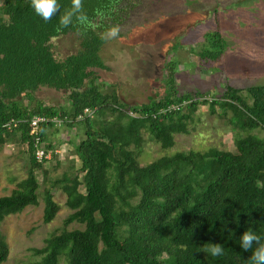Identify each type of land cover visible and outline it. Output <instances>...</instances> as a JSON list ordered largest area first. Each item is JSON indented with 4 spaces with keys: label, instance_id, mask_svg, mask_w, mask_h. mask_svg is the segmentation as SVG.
Listing matches in <instances>:
<instances>
[{
    "label": "trees",
    "instance_id": "obj_1",
    "mask_svg": "<svg viewBox=\"0 0 264 264\" xmlns=\"http://www.w3.org/2000/svg\"><path fill=\"white\" fill-rule=\"evenodd\" d=\"M125 1L129 0H83L79 15L85 21L74 18L62 28L60 16L71 8V0H59L60 11L48 21L35 12L31 0H0V146L17 137L29 155L26 177L0 196V223L38 204L37 172L46 174V160L35 158L30 118L66 116L70 121L64 125L81 123L85 135L75 146L76 171L52 183L66 194L71 212L59 233L32 249L39 258L26 264H58L61 256L67 264H251L252 251L242 249L240 237L249 229L264 243V84H227L219 97L195 98L190 91L179 92L170 75L164 94L145 103H125L115 89L104 93L95 72L107 69L100 55L106 42L102 36L119 24ZM67 33L79 36L80 47L58 60L51 39ZM208 39L214 46L222 36L210 31L205 34ZM41 87L66 91L68 105L36 100L31 107V95ZM184 101L188 103L178 110L160 112ZM199 104H207L212 114L219 110L238 129L236 151L219 157L216 148L209 147L142 164L144 133L167 148L175 134L188 131ZM85 108L94 110L95 120L78 119ZM12 119L17 124L8 130L4 125ZM246 119L262 133L247 130ZM50 127L55 126H40L42 141ZM52 187L42 191L43 223L59 211ZM73 222L83 227L67 229ZM211 243L222 244L224 254L214 258L201 251ZM8 253L0 231V264Z\"/></svg>",
    "mask_w": 264,
    "mask_h": 264
},
{
    "label": "rangeland",
    "instance_id": "obj_2",
    "mask_svg": "<svg viewBox=\"0 0 264 264\" xmlns=\"http://www.w3.org/2000/svg\"><path fill=\"white\" fill-rule=\"evenodd\" d=\"M122 6L120 33L106 40L100 51L107 69H95L104 93L115 89L121 101L141 104L162 96L170 75L179 92L190 91L195 98L219 97L227 84L237 88L264 84V0H129ZM210 31L222 36L214 46L205 40ZM51 46L54 56L61 60L79 49L80 38L75 33L61 34L51 39ZM31 97V107L36 100L55 107L68 105L64 90L41 87ZM21 101L27 104L28 97L23 96ZM219 114V110L212 114L207 104H199L188 122V131L175 134L167 148L144 133L140 161L144 164L161 155L209 147H215L219 157L235 152L238 129ZM244 127L262 133L248 119ZM47 133L43 145L50 158L43 163L46 174L37 172L38 204L7 215L0 223L9 249L2 264H26L38 259L32 249L41 248L47 237L59 233L71 212L65 204L66 194L59 184L52 187V183L76 171L75 146L85 137L84 128L75 123L72 127H50ZM28 167L27 145L17 137L5 139L0 146V196L9 194L26 177ZM45 187H52L59 205L48 223L42 221ZM82 227L73 222L66 228ZM58 264H67L64 256Z\"/></svg>",
    "mask_w": 264,
    "mask_h": 264
},
{
    "label": "clouds",
    "instance_id": "obj_3",
    "mask_svg": "<svg viewBox=\"0 0 264 264\" xmlns=\"http://www.w3.org/2000/svg\"><path fill=\"white\" fill-rule=\"evenodd\" d=\"M31 6L45 21L51 20L60 11L59 0H31ZM82 9L83 0H71V8L60 16L59 25L67 28L73 23L74 18L83 23L86 17L79 15ZM119 33V26H112L104 33L102 39H115ZM240 245L243 250L252 251L251 264H264V243H261V237L256 232L246 230L240 237ZM201 251L214 258L224 254L223 245L220 243H211L207 247H202Z\"/></svg>",
    "mask_w": 264,
    "mask_h": 264
},
{
    "label": "built area",
    "instance_id": "obj_4",
    "mask_svg": "<svg viewBox=\"0 0 264 264\" xmlns=\"http://www.w3.org/2000/svg\"><path fill=\"white\" fill-rule=\"evenodd\" d=\"M188 102H182L181 104H171L168 105L165 108H161L160 112L170 111V110H178L180 108V105L185 104ZM94 114V110L91 108H85L83 110V113L78 116V119L84 118V117H92ZM129 115L132 117H137L138 114L135 112H129ZM70 119L66 116L59 117V116H52L48 117L45 115H34L30 118L28 124H29V135L31 136L33 145H34V154L35 158L41 162L43 160L50 158V153L47 152L45 146L43 145V141L41 140V137L39 135V128L42 124L50 123L53 126H61L64 125V123L69 122ZM17 121L12 119L8 123H6L4 126L11 130V127L16 126Z\"/></svg>",
    "mask_w": 264,
    "mask_h": 264
},
{
    "label": "crops",
    "instance_id": "obj_5",
    "mask_svg": "<svg viewBox=\"0 0 264 264\" xmlns=\"http://www.w3.org/2000/svg\"><path fill=\"white\" fill-rule=\"evenodd\" d=\"M231 85L233 86V84H231ZM148 99H149V98H148ZM148 99H147V100H148ZM143 103H145V102H143Z\"/></svg>",
    "mask_w": 264,
    "mask_h": 264
}]
</instances>
